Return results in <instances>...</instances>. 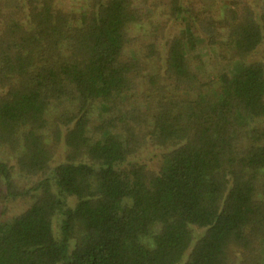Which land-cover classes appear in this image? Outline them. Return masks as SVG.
Masks as SVG:
<instances>
[{
	"label": "trees",
	"instance_id": "obj_1",
	"mask_svg": "<svg viewBox=\"0 0 264 264\" xmlns=\"http://www.w3.org/2000/svg\"><path fill=\"white\" fill-rule=\"evenodd\" d=\"M204 3L0 0V264H264V0Z\"/></svg>",
	"mask_w": 264,
	"mask_h": 264
},
{
	"label": "rangeland",
	"instance_id": "obj_2",
	"mask_svg": "<svg viewBox=\"0 0 264 264\" xmlns=\"http://www.w3.org/2000/svg\"><path fill=\"white\" fill-rule=\"evenodd\" d=\"M147 4L148 2L151 4V6L157 7L159 5L160 0H144ZM59 4L62 5L66 10L72 11L73 13L82 11L85 7L86 0H58ZM6 3H16V0H6ZM225 6H229V8L234 9V4H231V0H205L204 7L211 12V17L215 20L226 17L227 13L225 10ZM153 10V9H152ZM78 14V13H77ZM76 14V15H77ZM222 16V17H221ZM217 27L219 25H216ZM183 28V25H178L176 28H172L174 31H179ZM194 33L199 36V38H203L204 40H207L210 37V33L214 28H210L206 23H202L200 25L195 24V26L192 28ZM205 44V42L203 43ZM214 56L213 48L211 47L209 53L207 56L204 57V71L203 74H205V77H208L212 79L213 71L215 70V65L212 61V58ZM214 85H218L217 79H212ZM26 204H28L25 200L24 201H17L7 207V210L3 211L2 208H0V221L9 219L13 215L19 214L23 209H25ZM57 224V222H56ZM57 228V225L55 226ZM260 252H261V260L264 263V242L260 245Z\"/></svg>",
	"mask_w": 264,
	"mask_h": 264
}]
</instances>
